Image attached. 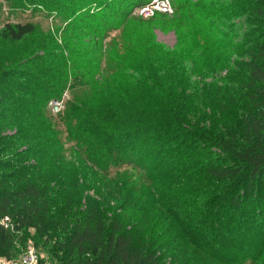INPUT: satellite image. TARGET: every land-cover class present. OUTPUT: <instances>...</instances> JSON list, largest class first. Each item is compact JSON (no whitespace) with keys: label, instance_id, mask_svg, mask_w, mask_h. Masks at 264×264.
I'll return each mask as SVG.
<instances>
[{"label":"trees","instance_id":"trees-1","mask_svg":"<svg viewBox=\"0 0 264 264\" xmlns=\"http://www.w3.org/2000/svg\"><path fill=\"white\" fill-rule=\"evenodd\" d=\"M234 2L239 20L230 32L241 36L234 49L248 56L239 65L246 87L220 92L214 101L207 86L204 97L182 79L177 87L178 60L166 73L153 69L150 86L159 88L158 96L150 97L151 107H136L134 123L121 122L115 131L111 120L120 121L113 117L94 119L100 138L94 153L84 143L92 165L86 163L109 175L104 166L114 159L132 175L93 194L91 178L72 174L84 171L67 163L62 149L47 161L51 146L62 145L53 142L55 125L45 107L63 83L41 77L39 53L55 43L33 40L31 22L1 27L0 21V43L8 49L31 38L22 57H0V257L17 255L16 239H34L59 264H264V0H226L225 6ZM10 78L36 80L23 87ZM16 88L24 92L13 93ZM33 88L47 95L26 98ZM78 109L61 122L85 121ZM5 217L22 237L2 225Z\"/></svg>","mask_w":264,"mask_h":264},{"label":"rangeland","instance_id":"rangeland-1","mask_svg":"<svg viewBox=\"0 0 264 264\" xmlns=\"http://www.w3.org/2000/svg\"><path fill=\"white\" fill-rule=\"evenodd\" d=\"M152 1L154 0H0L1 27L6 21L23 24L31 22L37 27L33 40L38 39L42 44L44 41L55 43L53 47L49 45L39 53L40 63L45 64V72L41 77L51 75L56 79V84L63 83L45 107L44 117L55 125L51 133L53 142L59 141L62 145V148L51 146L53 149L47 161L57 160L54 149L58 152L62 149L60 153L67 163L72 162V167L82 169L85 174L76 171L71 173L91 178V194L98 189L106 192L114 188L115 181H119L125 173L132 175L128 166H117V161L112 157H109L110 160L113 159L110 165L107 168L104 166L109 175L96 171L101 169L98 163L97 167L96 164L93 165L96 170L90 166V152L84 147V143L87 147L90 146L92 153L95 152V144L100 138V126L94 119L113 117L120 121L115 124L111 118L112 127H117L115 131L119 127L123 129L121 122L128 120V123H134L132 113L136 107H151L150 97L158 96L156 93L159 88H155L154 84L155 89L150 86L154 77L153 69L159 66L160 72L166 73L168 64L178 60L177 64L181 62L183 68L174 74L177 87L179 88V80L182 79L183 85L190 84L202 92L201 96L204 97L207 95L204 94L207 92L204 87L207 86L212 95H216L214 101L220 96V92H228L227 95H230L232 91L238 93V87H246V84L241 83L242 79H246L247 72L239 65L247 62L248 56L238 51V48L234 49L241 36L237 38L230 32L239 20V17L235 18L232 14L234 8L240 6L239 3L225 6L226 0H169L172 12L159 11L152 16L141 15L140 8ZM217 2L218 8L215 6ZM214 13L215 17L211 18ZM205 16L206 19H202ZM204 25L207 27L204 28ZM228 33L230 36L226 39ZM30 39L28 42L25 40L17 50H10L0 43V57L8 59L19 53V58L22 57ZM194 49V56L190 57L189 54ZM37 66L40 67L38 62ZM27 75L32 74L27 72ZM19 79L14 81H18L23 87L35 85L36 78L26 84ZM13 90V93L24 92L17 88ZM39 92L47 95V90L42 88H33L30 94H23L28 98L33 93L39 95ZM54 99L61 101L59 109L51 105ZM161 104L164 106L163 102ZM77 108L85 121L82 122L81 118L78 121L61 122L69 112ZM78 144L83 146L81 153L75 150ZM111 178H114L113 181H109ZM8 230L19 237L23 236L14 227ZM34 232V229H30L31 235ZM29 240L35 243L41 254L40 264L60 263L54 254L48 253V249L37 245L34 239ZM23 241L16 239L14 246L17 255L13 259L20 258L28 243ZM5 259L7 258L0 257V264H4L2 260ZM244 264L253 263L247 260Z\"/></svg>","mask_w":264,"mask_h":264},{"label":"built area","instance_id":"built-area-1","mask_svg":"<svg viewBox=\"0 0 264 264\" xmlns=\"http://www.w3.org/2000/svg\"><path fill=\"white\" fill-rule=\"evenodd\" d=\"M172 12V6L169 0H154L150 4L144 5L140 8L139 12L141 15L152 16L155 12ZM51 105L60 108L61 101L53 100ZM2 225L7 229L12 228L13 225L9 217H5L1 221ZM25 244L22 254L19 259H5L2 260L4 264H40L41 263V254L37 249L35 243L32 240L27 241Z\"/></svg>","mask_w":264,"mask_h":264}]
</instances>
